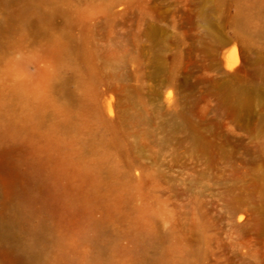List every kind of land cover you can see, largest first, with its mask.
Here are the masks:
<instances>
[{"label":"rangeland","instance_id":"374dc122","mask_svg":"<svg viewBox=\"0 0 264 264\" xmlns=\"http://www.w3.org/2000/svg\"><path fill=\"white\" fill-rule=\"evenodd\" d=\"M18 206L0 264H264V0H0Z\"/></svg>","mask_w":264,"mask_h":264},{"label":"bare ground","instance_id":"6f19581e","mask_svg":"<svg viewBox=\"0 0 264 264\" xmlns=\"http://www.w3.org/2000/svg\"><path fill=\"white\" fill-rule=\"evenodd\" d=\"M60 48H61L60 46H57L56 50L57 49L59 50ZM16 92L17 94L20 93V91H16ZM38 103L43 104V101L40 98H38ZM100 120L104 123L106 122V119L102 115H100ZM21 212H22L21 207L18 206L15 210L14 218L8 220L7 222H1L0 219V236H14V237L17 236V234L21 231L20 229L22 228L21 218H20ZM21 247L27 259H32L38 254L37 252H35L33 245L22 244Z\"/></svg>","mask_w":264,"mask_h":264}]
</instances>
